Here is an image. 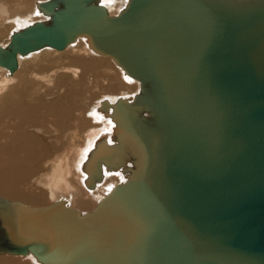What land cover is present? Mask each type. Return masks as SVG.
Segmentation results:
<instances>
[{"label":"water","instance_id":"obj_1","mask_svg":"<svg viewBox=\"0 0 264 264\" xmlns=\"http://www.w3.org/2000/svg\"><path fill=\"white\" fill-rule=\"evenodd\" d=\"M0 65L85 36L139 80L101 109L115 121L87 158L126 180L91 211L0 196V255L44 264H264V0H47Z\"/></svg>","mask_w":264,"mask_h":264},{"label":"bare ground","instance_id":"obj_2","mask_svg":"<svg viewBox=\"0 0 264 264\" xmlns=\"http://www.w3.org/2000/svg\"><path fill=\"white\" fill-rule=\"evenodd\" d=\"M44 1L0 0L1 46L15 29L49 19L38 9ZM127 2L101 0L110 15ZM18 62L13 72L0 65V196L30 205L63 199L71 208L91 211L127 176L104 167L97 186L86 185L91 149L102 139L115 141V121L101 102L132 99L141 83L112 57L95 51L85 36L63 50L47 46L19 55ZM91 92L101 96L87 105ZM3 255L44 264L32 253Z\"/></svg>","mask_w":264,"mask_h":264},{"label":"rangeland","instance_id":"obj_3","mask_svg":"<svg viewBox=\"0 0 264 264\" xmlns=\"http://www.w3.org/2000/svg\"><path fill=\"white\" fill-rule=\"evenodd\" d=\"M91 93H93V94H91V99L87 102V105H91L95 100H97V98L99 97V96H101V92H91ZM97 93V94H96ZM100 93V94H99ZM86 109V108H85ZM45 203H47V201H44ZM2 257V258H1ZM5 258V259H4ZM7 258V259H6ZM0 264H37V263H35V262H31V261H22V260H11V257H7L6 255H5V257H4V255H0ZM2 260H3V262H2Z\"/></svg>","mask_w":264,"mask_h":264},{"label":"snow or ice","instance_id":"obj_4","mask_svg":"<svg viewBox=\"0 0 264 264\" xmlns=\"http://www.w3.org/2000/svg\"><path fill=\"white\" fill-rule=\"evenodd\" d=\"M37 14H39V13H37Z\"/></svg>","mask_w":264,"mask_h":264}]
</instances>
